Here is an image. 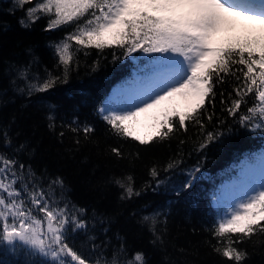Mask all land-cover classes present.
I'll return each mask as SVG.
<instances>
[{"label":"trees","instance_id":"1","mask_svg":"<svg viewBox=\"0 0 264 264\" xmlns=\"http://www.w3.org/2000/svg\"><path fill=\"white\" fill-rule=\"evenodd\" d=\"M36 2L20 5L18 0H0V133L6 131L11 140L9 145L0 135V155L15 156L30 165L38 177H45L44 185L49 178L63 179L65 188L57 187L56 196L85 209V219L92 226L86 234L69 235L67 241L86 264L113 260L142 264L135 261L136 253L144 255L146 264H233L214 251L216 246L223 247L228 234L213 235L221 214L212 199L222 181L237 174L242 161L264 149V125L260 130L255 127L259 118L247 128L238 122L241 115H251L247 108L255 106L254 97H245L232 117L223 109L235 95L225 105L217 96L215 105L207 106L200 117L204 129L189 120L187 131L176 128L164 141L141 145L122 138L98 115L99 107L113 85L134 71H145L156 53L135 52L113 60L112 53L119 55L122 49L98 50L70 42L74 56L64 82L63 68L56 67L58 57L50 45L61 42L73 26L46 31L47 18H42L23 27L20 21ZM34 57L38 60L31 66L29 79L35 83L38 75L42 83L45 68L61 79L48 91L28 95V80L20 72ZM235 83L230 78L225 91H232ZM86 124L94 129L87 138L82 131ZM208 131L218 132V138L207 141ZM153 167L156 178L151 176ZM188 181L191 186L183 188ZM129 186L139 195L128 198ZM243 239L236 245L246 254L243 264H264V233L257 230ZM26 251L30 253L19 244L10 251L0 243V264H48L46 258Z\"/></svg>","mask_w":264,"mask_h":264},{"label":"snow or ice","instance_id":"2","mask_svg":"<svg viewBox=\"0 0 264 264\" xmlns=\"http://www.w3.org/2000/svg\"><path fill=\"white\" fill-rule=\"evenodd\" d=\"M18 2L32 4V0ZM42 18H47L46 31L73 26L61 42L50 45L58 57L56 67L63 68L64 82L74 56L70 42L98 50L122 49L119 55L112 53L113 60L135 52L159 54L155 59L149 58L144 81L122 86L99 109L98 115L122 138H131L141 145L164 141L176 128L187 131L189 120L204 129L200 117L207 106H214L217 96L225 105L233 94L236 98L223 110L235 117L245 97L252 96L256 103L247 108L251 115H241L238 122L247 128L258 117L256 129L264 125V0H37L27 8L26 19L20 23L30 27ZM37 60L34 57L20 72L28 80V95L48 91L61 79L45 68L43 82L37 75L34 83L29 75ZM230 78L236 83L232 91L226 92L224 86ZM118 100L126 106L113 108L111 105ZM49 120L54 123V117L49 116ZM145 120L151 121L147 125L150 131L141 134ZM82 131L87 138L94 129L86 124ZM0 135L11 144L6 131ZM218 136V132L208 131L205 138L210 142ZM112 152L121 155L118 148H112ZM157 175L153 167L151 176ZM44 179L15 156L0 155V243L9 246L10 251L19 244L30 250L26 254L46 258L48 264H86V259L67 242L69 235L91 230L85 219L86 210L70 206L56 196L57 187L65 188L61 177L49 178L47 185L43 184ZM251 179L242 167L239 179L221 190L222 194H232L237 182L248 187L246 200L239 204L242 211H232L230 218L227 214L221 217L213 232L219 237L228 234L223 247L216 246L214 251L233 264H243L246 255L236 245L257 230L264 233V187L253 191ZM190 186L188 181L182 187ZM126 194L128 198L139 195L130 186ZM143 219L147 221L149 217ZM119 252L125 253L123 244ZM135 261L146 264L142 253L135 254ZM111 264H117L116 260Z\"/></svg>","mask_w":264,"mask_h":264},{"label":"rangeland","instance_id":"3","mask_svg":"<svg viewBox=\"0 0 264 264\" xmlns=\"http://www.w3.org/2000/svg\"><path fill=\"white\" fill-rule=\"evenodd\" d=\"M158 55L159 54H156V56L152 59H155L156 57H158ZM147 75L148 68L145 71L137 70L134 71L131 76L128 77L126 80L120 82L118 85L112 86L99 109L109 101V99L113 96L116 90L120 89L124 85H132L133 83H139L141 81H144ZM111 106L113 108H122L126 105L123 103L122 100H118L116 102H113ZM150 123L151 121L147 120L142 122V126L140 128L141 134H143V132L145 131H150V129L147 127V125H149ZM262 153H264V149L255 153L250 160L242 161L237 174L234 177H231L227 180H223L220 184L214 198L212 199V205H219L221 217H224L227 214V218H230V214L232 211H242V209L239 208V204L246 200V193L248 191L247 186L241 185L239 182H237L235 187L233 188L232 194H222L221 191L222 188L227 185H232L234 181H237L239 179V177L241 176L242 167L243 170L248 171L252 177L249 184L253 191L264 187V156L261 155Z\"/></svg>","mask_w":264,"mask_h":264}]
</instances>
